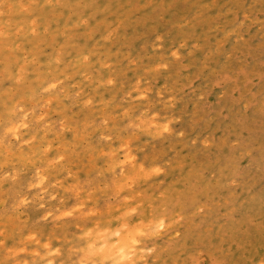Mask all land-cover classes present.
<instances>
[{
    "label": "rangeland",
    "instance_id": "374dc122",
    "mask_svg": "<svg viewBox=\"0 0 264 264\" xmlns=\"http://www.w3.org/2000/svg\"><path fill=\"white\" fill-rule=\"evenodd\" d=\"M0 241L264 264V0H0Z\"/></svg>",
    "mask_w": 264,
    "mask_h": 264
},
{
    "label": "clouds",
    "instance_id": "9594fccd",
    "mask_svg": "<svg viewBox=\"0 0 264 264\" xmlns=\"http://www.w3.org/2000/svg\"><path fill=\"white\" fill-rule=\"evenodd\" d=\"M18 128H21V129H26L27 128V124H23V123H20L19 125H18ZM163 223H165V224H167V219H165L164 221H163ZM169 236H170V233H169ZM166 238H168V237H161L158 241H157V243H159V244H163L164 243V240L166 239ZM30 239H34V237L33 238H30ZM37 244H39V241H35ZM3 242L2 241H0V244H2ZM44 247L45 248H47V245H44ZM20 251H24V249L22 248V249H20ZM149 251V254L151 255V253H152V250L151 249H149L148 250ZM39 253H37V255H38ZM49 254H59V250L57 249V250H54V253H49ZM25 264H27V262H25ZM47 264H53V261L52 260H48V262H47Z\"/></svg>",
    "mask_w": 264,
    "mask_h": 264
},
{
    "label": "bare ground",
    "instance_id": "6f19581e",
    "mask_svg": "<svg viewBox=\"0 0 264 264\" xmlns=\"http://www.w3.org/2000/svg\"><path fill=\"white\" fill-rule=\"evenodd\" d=\"M16 122H17V121H16ZM16 122H15V121H11L9 127L7 128V130H5L3 133L5 134L6 131H10V132H12V131L14 130V128H15V125H16V127H17V124H15ZM15 130H16V128H15Z\"/></svg>",
    "mask_w": 264,
    "mask_h": 264
}]
</instances>
